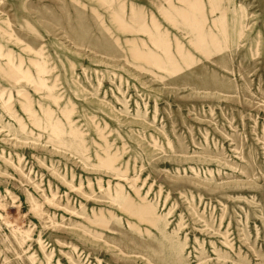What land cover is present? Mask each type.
<instances>
[{
    "label": "rangeland",
    "instance_id": "rangeland-1",
    "mask_svg": "<svg viewBox=\"0 0 264 264\" xmlns=\"http://www.w3.org/2000/svg\"><path fill=\"white\" fill-rule=\"evenodd\" d=\"M0 264H264V0H0Z\"/></svg>",
    "mask_w": 264,
    "mask_h": 264
},
{
    "label": "bare ground",
    "instance_id": "bare-ground-1",
    "mask_svg": "<svg viewBox=\"0 0 264 264\" xmlns=\"http://www.w3.org/2000/svg\"><path fill=\"white\" fill-rule=\"evenodd\" d=\"M134 53V52H133ZM135 55L137 56L136 52H135Z\"/></svg>",
    "mask_w": 264,
    "mask_h": 264
}]
</instances>
